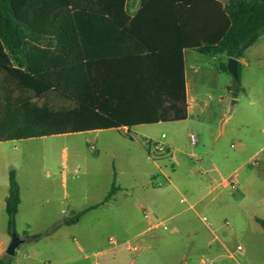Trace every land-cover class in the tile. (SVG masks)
<instances>
[{
	"label": "rangeland",
	"instance_id": "rangeland-1",
	"mask_svg": "<svg viewBox=\"0 0 264 264\" xmlns=\"http://www.w3.org/2000/svg\"><path fill=\"white\" fill-rule=\"evenodd\" d=\"M186 57L199 114L129 132L104 129L0 142L4 264H200L201 258L264 264V229L256 221L264 219V134L256 132L264 126V35L239 59V80L221 67L228 64L225 54L190 50ZM156 142L170 151L159 152ZM12 170L22 203L10 230L5 196ZM213 177L219 178L217 187L208 186ZM223 178L237 180V188ZM113 184L111 201L66 223L103 202ZM210 226L234 233L251 256L228 258L226 251L215 259L218 252L207 247L217 243ZM13 234L23 242L9 255ZM255 247L257 254L250 251Z\"/></svg>",
	"mask_w": 264,
	"mask_h": 264
},
{
	"label": "trees",
	"instance_id": "trees-1",
	"mask_svg": "<svg viewBox=\"0 0 264 264\" xmlns=\"http://www.w3.org/2000/svg\"><path fill=\"white\" fill-rule=\"evenodd\" d=\"M125 1L0 0V142L184 120L183 48L239 59L264 35V0L213 1V18L198 23L215 34L198 41L182 19L196 0H141L133 17ZM115 192L113 184L103 202L66 223ZM20 204L12 170L10 230Z\"/></svg>",
	"mask_w": 264,
	"mask_h": 264
},
{
	"label": "crops",
	"instance_id": "crops-1",
	"mask_svg": "<svg viewBox=\"0 0 264 264\" xmlns=\"http://www.w3.org/2000/svg\"><path fill=\"white\" fill-rule=\"evenodd\" d=\"M213 1H218L222 5V7H225L226 5H228L231 2V0H196L189 7H186L187 13L183 14L182 19L184 21H186L190 25V28L192 30L194 29L193 34H192V38H195V41L202 40V39L207 38V37H211V36H213L215 34V28H213V29L207 28V29L204 30L203 26L198 23L199 20L208 22V21H210L213 18V14L209 11V7L214 4ZM140 7H141V0H126L125 1V8L128 10V15L131 16V17H133L137 13V11L140 9ZM198 28H201V29L199 30ZM193 35H195L196 37H194ZM190 50H194V49L183 48V58H184L185 74H186L187 100H188V116L187 117H189L191 112L196 113V114H199V113L202 112V108L200 107V104H199L200 100L198 98V94H195V92H194V85H195L194 83L195 82H194V75L193 74H192L191 80H189V69L187 67L186 54ZM190 81H191L192 93L189 92ZM262 112H264V110ZM110 129H116V128H110ZM97 130H104V129H96V130H89V131H97ZM257 131L259 132V135L264 134V126L256 127V132ZM256 136H257V134H255V135L252 134V136H251L252 139H250V140L256 141ZM168 149H170V147ZM261 149H262V147L260 148V150ZM167 153H168V150H167ZM256 153H258V150H257ZM237 169L238 168H236L235 171H234V175L235 176H236L235 172H236ZM212 170L217 172L218 176L220 178L222 177V173L220 172V170L217 167L214 166V168H212ZM218 179H219L218 177H213L212 180L210 181V183L208 184V186H210V185L213 186L214 185L215 187H217L219 185V183H220L219 181L217 182ZM225 180L226 179L223 178L222 181H225ZM234 181H235L236 186H237V180H234ZM226 182L228 183V185H230L228 180H226ZM8 189H9V187H8ZM20 190H21V187H20ZM7 195H8V193H7ZM7 195L5 196V208H6V197H7ZM201 197H203V196H201ZM182 199H181V201H182ZM109 201H111V200H109ZM186 201L187 200L182 201V202H186ZM21 203H22V199H21ZM191 205L192 204H189V209L193 208V207H191ZM20 206H21V204H20ZM216 242L217 243L215 245V248L213 246V241H209L207 243V247L210 250L214 249V251L218 252V258H217V256H215V259H217V260L219 258L221 259L223 253L226 252V251L228 252V255H227L228 258L237 259L236 256H239V257H241L243 255L244 256L245 255L251 256V254L248 253L247 248L244 247V245L241 242H237V240L234 237V233L230 234V232L224 230V231H222L220 233L219 239H217ZM239 243L243 245V250L236 252L235 255H231L230 254V250H232L235 247V245L239 244ZM194 244L197 247H199V243L198 242H195ZM250 251L253 252L254 254H257V253H259L260 249L258 247H255L253 251L251 249H250ZM201 259L199 261L200 264H201ZM211 260L213 261V264H223L222 262L218 263L214 259H211Z\"/></svg>",
	"mask_w": 264,
	"mask_h": 264
},
{
	"label": "built area",
	"instance_id": "built-area-1",
	"mask_svg": "<svg viewBox=\"0 0 264 264\" xmlns=\"http://www.w3.org/2000/svg\"><path fill=\"white\" fill-rule=\"evenodd\" d=\"M122 129H124V131L128 130V128H122ZM128 132H129V130H128ZM163 137H165V134H163ZM191 139H192L193 143H196V137L194 135H191ZM147 144H150V142H148ZM155 146H156V148L158 149L159 152H166L168 150L167 146L165 144H163L162 142H156ZM228 182H229V184H230V186L232 188H234V189L237 188L236 183H235V181L232 178L228 179ZM185 200H186L185 198L182 199V201H185ZM191 207H194V206L191 205ZM146 216H147V214H146ZM202 220L204 222H206V221L208 222L207 217H203ZM160 224H162V223H160ZM226 225H229V222H226ZM209 228H211V231L214 234V236L217 239H219L220 227H213V226L211 227L210 226ZM242 250H243V245L239 243V244H236L235 247L232 250H230V254L231 255H235L236 252L242 251ZM201 264H213V261L211 259H209V258H202L201 259Z\"/></svg>",
	"mask_w": 264,
	"mask_h": 264
},
{
	"label": "water",
	"instance_id": "water-1",
	"mask_svg": "<svg viewBox=\"0 0 264 264\" xmlns=\"http://www.w3.org/2000/svg\"><path fill=\"white\" fill-rule=\"evenodd\" d=\"M238 63H239V59L235 58V57H229L228 58V71L230 73L233 74V76L235 78H238ZM23 242V240L18 237L16 234L12 235V240L10 242V244L7 247L6 252L9 255H13L16 252V249L19 247V245Z\"/></svg>",
	"mask_w": 264,
	"mask_h": 264
}]
</instances>
